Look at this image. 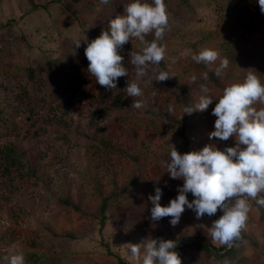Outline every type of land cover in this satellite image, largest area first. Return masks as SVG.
I'll return each mask as SVG.
<instances>
[{
	"label": "rangeland",
	"instance_id": "obj_1",
	"mask_svg": "<svg viewBox=\"0 0 264 264\" xmlns=\"http://www.w3.org/2000/svg\"><path fill=\"white\" fill-rule=\"evenodd\" d=\"M98 1L0 0L1 139H15V134L26 137V68L38 69L39 97L48 86V61H56V79L62 81V94L57 96L60 104L55 111L44 112L48 117L39 121L43 134L32 145L24 146L25 140L18 145L24 146L31 161V155L39 156L36 170L17 172L0 186V263L6 264V255L23 252L25 264H134L127 244L147 238L189 237L192 240L186 243L190 244L204 236L212 242L207 235L212 217L197 219L186 207L174 227L169 217L153 221L148 197L159 186L163 190L160 202L167 205L183 185L182 179L170 177L165 166L173 145L181 154L208 144L220 150L235 146L234 136L227 141L210 139L216 120L212 109L223 89L242 81L249 71L264 80V13L258 0H165L169 30L161 43L167 45L165 60H169L171 78L189 88L192 106L202 95V83H207L215 98L206 111L192 113L185 140L175 121H166L181 116L178 91L166 81L151 78L154 66L143 78V97L136 98L143 100L144 107L131 108L134 98L125 88L135 79L130 53L144 46L138 39L120 48L129 74L118 79L116 89H95L88 67L77 69L80 82L65 85L68 69L63 62L87 60V43L103 30L110 31V19L122 14L129 2L110 0L100 6ZM77 39L81 40L79 47L75 46ZM153 39L154 33L145 37L147 42ZM205 48L218 50L220 59L227 57L230 62L219 77L215 75L220 83L217 87L211 78L219 59L205 65L197 64L190 55H180L199 54ZM206 71L207 82L202 79ZM193 73L195 82L190 81ZM169 105L174 108L171 114ZM114 192L102 226L99 204L102 197ZM64 198L72 205L62 203ZM188 198L193 196L188 194ZM253 202L231 263L207 257L199 244L185 243L178 252L182 264H264V225Z\"/></svg>",
	"mask_w": 264,
	"mask_h": 264
},
{
	"label": "clouds",
	"instance_id": "obj_2",
	"mask_svg": "<svg viewBox=\"0 0 264 264\" xmlns=\"http://www.w3.org/2000/svg\"><path fill=\"white\" fill-rule=\"evenodd\" d=\"M99 3L108 4L110 0H99ZM258 3L264 13V0H258ZM97 11H100L99 7ZM169 19L165 0H129L122 14L110 20V31L103 30L87 43L85 56L89 61L87 71L90 76L101 87L116 89L118 79L129 74L118 49L138 39L144 46L130 53L129 62L135 67V79L129 80L125 89L127 95L134 98L131 108L142 109L143 100L136 98L144 95L141 85L150 66H154L151 67L154 81L163 82L174 76L169 70L159 68L167 53V45L161 41L169 30ZM152 33L154 39L147 42L145 37ZM80 44L81 40L77 39L75 46ZM186 54L197 64L211 65L219 59V66L214 69L217 77L230 63L227 57L220 59L216 49L205 48L199 54L180 53L182 57ZM202 79L209 80L207 71L202 74ZM196 80V74H191L190 81ZM199 87L202 95L198 103L185 106L184 114L206 111L215 99L207 83ZM215 100L212 115L216 120L210 139L227 141L234 136L235 146L220 150L215 144H208L201 150L181 154L173 145L165 166L170 177L182 179L183 185L167 205L160 202L163 190L159 186L148 198L153 205L151 219L158 221L169 217L173 227L179 223L186 207L195 212L197 219L205 215L211 217L222 210L223 215L213 221L207 235L214 244L218 242L230 248L242 239L252 201L264 207V196L259 195L264 193V106L257 107L264 105V80L249 71L242 81L226 86ZM168 112H174L172 105H169ZM189 193L194 199L189 200ZM127 245L134 264H182L173 239L147 238L141 243ZM3 260L6 264H25V255L15 252L4 256Z\"/></svg>",
	"mask_w": 264,
	"mask_h": 264
},
{
	"label": "trees",
	"instance_id": "obj_3",
	"mask_svg": "<svg viewBox=\"0 0 264 264\" xmlns=\"http://www.w3.org/2000/svg\"><path fill=\"white\" fill-rule=\"evenodd\" d=\"M98 1V0H97ZM99 3V1H98ZM100 4V3H99ZM106 5V4H104ZM101 5L100 6H104ZM64 14V13H63ZM111 20V19H110ZM150 40V39H149ZM119 53L121 54L120 48L118 49ZM2 58V54L0 53V60ZM167 59V58H166ZM56 60V59H55ZM168 60V59H167ZM167 60L161 61L159 68L164 70H170V65ZM56 64V61H54ZM53 62L48 61L47 62V72L45 74V79L48 81V86L44 90V95L40 96V80L38 78V69L37 68H26V80L23 84V95L25 97V100L27 102V114H26V130L24 132V135L26 137L20 138L17 134H15V139L5 136L4 139H1L2 136H0V186L5 185V181H8V179L15 173L21 172V171H35L37 168L36 162L38 161L39 156L34 154L31 155V157L34 158V161H31L28 157L27 153L25 152L24 146L27 144L34 143L39 138L40 134H43L42 128H40V125H38L41 121V119L46 118L48 115H45L44 112H50L55 111L56 107L60 104V101H57L58 94H62V81L61 79H56V65ZM88 60L79 58V60H76L75 63L72 61L63 62L64 65H66V68L68 69V73H72V76H70L68 73L65 74L64 82L65 85L75 84L77 82H80L82 80V75H77L76 71L77 69H81L82 71L88 67ZM213 78H211V82L213 83L214 87H217L220 85L219 82L216 81L215 73L212 74ZM166 83H168L170 86H173L178 91V95L180 98V104L182 113L180 118H167L166 121H175V123L179 126V136L186 139L185 136V128L187 122L192 118V114H184L183 109L185 106L191 105V94L189 91V88L185 87L183 84H177L171 77L166 80ZM97 86L95 89H97L100 85L96 83ZM109 90V89H108ZM67 104V103H66ZM38 105L41 106L40 111L35 110ZM44 109V110H41ZM2 111L0 110V118L2 117L1 114ZM14 130V129H13ZM14 134V133H13ZM6 135V134H5ZM38 138V139H37ZM22 140H25V144H23L22 147H18L19 143H21ZM16 142V144H14ZM187 143V141H186ZM124 151V150H121ZM117 193L109 194L104 197H102L101 202L99 204V213H100V224L103 226L105 219H106V209L112 199L115 198V195ZM190 196H193L191 193H189ZM194 199V197H193ZM62 203L65 205H72V203L67 199L64 198L62 200ZM253 205L257 208L260 217L259 221H261L264 225V207H261L257 205L255 202H253ZM223 215V213L218 210L217 213L213 216H211L214 220H216V216L218 218ZM254 226H256V222L252 223ZM254 233V232H253ZM264 235H262L263 238ZM200 241L196 242L193 241L190 244H199L200 247L203 248L204 254L209 256H215L219 259H221V262L226 261L228 263H231L235 257L237 256V253L239 251V246L234 243L232 247H227L223 245H215L212 243L207 237L200 236ZM173 240L177 243L176 251L179 252L184 246L186 242H189V240H192V238L189 237H180V238H173ZM187 244V243H186ZM187 244V245H190ZM119 257V256H117ZM119 262H121L120 259H118ZM4 264V263H0Z\"/></svg>",
	"mask_w": 264,
	"mask_h": 264
}]
</instances>
